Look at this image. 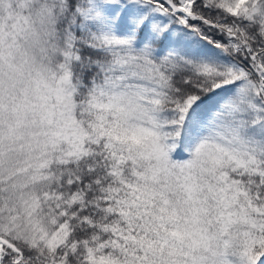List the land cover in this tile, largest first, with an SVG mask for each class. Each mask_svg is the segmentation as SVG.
Listing matches in <instances>:
<instances>
[{"label":"snow or ice","instance_id":"snow-or-ice-1","mask_svg":"<svg viewBox=\"0 0 264 264\" xmlns=\"http://www.w3.org/2000/svg\"><path fill=\"white\" fill-rule=\"evenodd\" d=\"M0 264H264V0H0Z\"/></svg>","mask_w":264,"mask_h":264}]
</instances>
